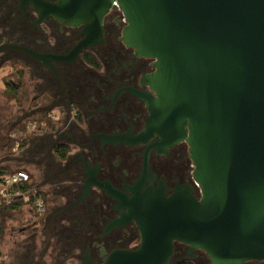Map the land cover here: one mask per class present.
Returning a JSON list of instances; mask_svg holds the SVG:
<instances>
[{
    "label": "water",
    "instance_id": "1",
    "mask_svg": "<svg viewBox=\"0 0 264 264\" xmlns=\"http://www.w3.org/2000/svg\"><path fill=\"white\" fill-rule=\"evenodd\" d=\"M114 2L126 21L125 44L155 60L147 132L188 142L200 198L193 187L171 196L161 184L147 187L155 181L148 169L131 197L109 186L128 209L124 217L136 222L141 243L112 252L104 264H169L176 242L203 250L214 264L264 261V0L38 4L42 18L84 26L72 59L102 38ZM89 191L87 184L84 198Z\"/></svg>",
    "mask_w": 264,
    "mask_h": 264
},
{
    "label": "flooded vegetation",
    "instance_id": "2",
    "mask_svg": "<svg viewBox=\"0 0 264 264\" xmlns=\"http://www.w3.org/2000/svg\"><path fill=\"white\" fill-rule=\"evenodd\" d=\"M40 1L58 2L0 0V71L20 66L8 85L31 109L29 116L41 122L34 121L38 125L28 135L26 152L45 204V214H31L44 221V251L39 262L30 261L38 250L34 231L22 264H104L112 252L135 250L141 243L136 222L124 217L128 209L108 187L131 197L130 188L148 169L155 181L147 187L161 184L167 196L193 187L200 198L190 145L148 134L146 98L156 96L148 83L155 60L125 44L122 11L112 8L102 38L70 59L86 37L84 26L42 18ZM26 123L21 119L17 128ZM169 264L214 263L203 250L176 242Z\"/></svg>",
    "mask_w": 264,
    "mask_h": 264
},
{
    "label": "rangeland",
    "instance_id": "3",
    "mask_svg": "<svg viewBox=\"0 0 264 264\" xmlns=\"http://www.w3.org/2000/svg\"><path fill=\"white\" fill-rule=\"evenodd\" d=\"M18 70H21L20 66L13 68L11 65H7L0 71V165L8 167L10 172L20 169H28L31 172V166L28 164L29 153L26 152L27 141L23 143L20 152H11L12 149L9 148L10 144L14 145L9 139L10 135L13 132L18 133V136L21 134L18 132L16 122L23 119L27 122V126L34 121L41 123L40 120L29 116L31 109L23 102V99L16 98L11 91V93L8 91L10 88L8 84L13 79L16 80L15 73ZM25 114H28V117ZM59 117L64 118L62 114ZM35 219L25 210L4 214L0 234V264H22V259L29 255L31 250L29 238L34 231L39 232L38 250L34 252V256H31L30 261L35 263L40 261V256L44 251L42 245L44 221L41 218ZM36 221H39L36 227L32 226Z\"/></svg>",
    "mask_w": 264,
    "mask_h": 264
},
{
    "label": "built area",
    "instance_id": "4",
    "mask_svg": "<svg viewBox=\"0 0 264 264\" xmlns=\"http://www.w3.org/2000/svg\"><path fill=\"white\" fill-rule=\"evenodd\" d=\"M113 8L121 11L116 2H114ZM37 125L30 123L23 129L17 128L18 132H21L20 136L14 132L10 135L9 139L14 143L11 152L19 151L18 149L27 141L28 135L37 128ZM24 210L30 215L33 213L45 214V204L40 187L32 178L30 171L20 169L0 175V226L5 213Z\"/></svg>",
    "mask_w": 264,
    "mask_h": 264
},
{
    "label": "trees",
    "instance_id": "5",
    "mask_svg": "<svg viewBox=\"0 0 264 264\" xmlns=\"http://www.w3.org/2000/svg\"><path fill=\"white\" fill-rule=\"evenodd\" d=\"M8 91H9V92H10V91L13 92V90L11 89V87L8 89ZM11 92H10V93H11ZM10 141H11V140H10ZM9 148L12 149L11 144H10ZM62 150H63L62 147H59V148L57 149L58 152H61ZM67 152H68V150H67V149H64V151H63V157H66ZM8 170H9L8 167L1 166V165H0V175H5V174H8V173H11V172L8 171ZM1 230H2V228H1V226H0V234H1Z\"/></svg>",
    "mask_w": 264,
    "mask_h": 264
},
{
    "label": "crops",
    "instance_id": "6",
    "mask_svg": "<svg viewBox=\"0 0 264 264\" xmlns=\"http://www.w3.org/2000/svg\"><path fill=\"white\" fill-rule=\"evenodd\" d=\"M3 163V162H2Z\"/></svg>",
    "mask_w": 264,
    "mask_h": 264
}]
</instances>
